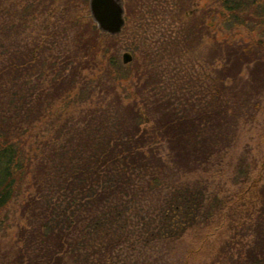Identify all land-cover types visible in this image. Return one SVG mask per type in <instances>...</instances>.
<instances>
[{"label": "trees", "instance_id": "obj_1", "mask_svg": "<svg viewBox=\"0 0 264 264\" xmlns=\"http://www.w3.org/2000/svg\"><path fill=\"white\" fill-rule=\"evenodd\" d=\"M212 4L222 26L252 37L215 41L214 66L191 83L173 63L207 35L205 11L191 0H127L142 57L125 71L108 49L105 79L135 80L138 104L105 81L83 82L99 50L95 34L76 32L72 54L62 58L43 26L39 37L20 38L30 20L60 8L54 0H0V232L22 198V224L15 243L0 247V264H114L124 248L155 249L210 222L221 201L209 176L231 168L236 130L254 120L264 96V0ZM163 19L168 30L153 44L151 23ZM47 26L54 39L66 31L58 21ZM87 88L88 106L70 100ZM69 100L80 109L63 116L57 105ZM141 108L153 118L146 127ZM244 161L239 155L235 167L243 179L256 166ZM253 236L244 259L264 260V231Z\"/></svg>", "mask_w": 264, "mask_h": 264}, {"label": "rangeland", "instance_id": "obj_2", "mask_svg": "<svg viewBox=\"0 0 264 264\" xmlns=\"http://www.w3.org/2000/svg\"><path fill=\"white\" fill-rule=\"evenodd\" d=\"M16 0H14L15 2ZM68 0H54V6L60 7L57 11L49 13V16H36L29 21L25 34L21 37L32 38L42 37L48 43L56 44L53 47L54 52H58L62 58L65 54H72L74 40L77 33L86 34L85 37L97 36L99 50L95 55L93 62H88L86 69L81 71L83 82L86 86H94L98 81H104L117 92L125 102H137L141 104L140 96L137 94L134 86L135 80L110 81L105 79V73L110 70L108 68L107 58L111 51L116 50L118 63L125 71L134 69V60H140L142 52L135 49V40L137 39L135 30L137 23H131L127 17L126 4L127 0H121L124 9L125 24L120 33L109 35L101 33L91 18L89 11V0H76L74 4H66ZM192 9L198 12L205 11V24L208 33L203 36L200 43L192 48V51L186 52L184 57L173 66L181 68L183 78L191 83L195 78L199 77L205 80L206 75L214 66V60L211 56L213 51V43L216 42H248L251 35L244 30H229L221 24V20L216 15L211 16L210 9L214 7L212 0H191ZM65 5H69L63 17L57 18L58 14ZM70 5H72L70 7ZM165 16V15H161ZM60 23L66 29L59 34V38H51L50 28L51 22ZM167 19H163L157 23H151L153 44L161 37V33L168 30L164 23ZM73 23V25H72ZM75 25V26H74ZM43 26V31L39 32V28ZM74 26V28H71ZM154 26V28H153ZM77 27V28H76ZM23 33V32H22ZM152 44V45H153ZM114 46V47H113ZM152 48V46H151ZM154 50L158 49V45L153 46ZM107 50L104 56L102 51ZM153 52V50H151ZM129 53L132 60L128 64L122 63V54ZM39 54V52L37 53ZM44 59H50L44 53ZM86 58H83L84 61ZM81 62V58L78 59ZM44 64V61L41 62ZM161 70L167 67L158 63ZM172 66V68H174ZM129 81V82H128ZM88 95V88L82 92L71 93L70 100H77V106H88L89 101L82 102ZM82 100H79L81 99ZM88 99V98H87ZM65 101L61 105H57L58 112L61 115L67 113H76L80 109ZM96 99H92L94 102ZM56 109V110H57ZM142 127H146L153 122L151 114L141 108ZM231 155L233 157L231 168L224 167L221 172H213L209 177L210 188L221 201L219 209L206 225L193 227L182 233L179 238L173 242L165 241L164 244L157 246L155 249L129 250L124 248L122 257L117 259L114 264H263L262 258L244 259L246 250L252 244L254 239V228H259V233L264 231V96L261 97L259 109L255 112V118L251 122L239 125L236 130ZM242 155L245 159V166L250 162L256 164L255 169L251 171L248 178L243 179L236 169V158ZM235 172V173H234ZM237 174L238 176H234ZM241 176V177H240ZM22 198L18 199L9 207V224L6 230L0 232V247L5 248L15 243L16 235L20 221V206Z\"/></svg>", "mask_w": 264, "mask_h": 264}, {"label": "water", "instance_id": "obj_3", "mask_svg": "<svg viewBox=\"0 0 264 264\" xmlns=\"http://www.w3.org/2000/svg\"><path fill=\"white\" fill-rule=\"evenodd\" d=\"M91 18L101 33L115 35L125 24L124 9L121 0H89ZM132 60L129 53L122 54V63Z\"/></svg>", "mask_w": 264, "mask_h": 264}]
</instances>
